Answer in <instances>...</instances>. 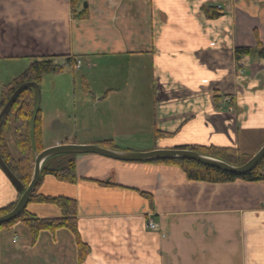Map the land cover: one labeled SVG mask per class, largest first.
Masks as SVG:
<instances>
[{
    "label": "crops",
    "instance_id": "obj_1",
    "mask_svg": "<svg viewBox=\"0 0 264 264\" xmlns=\"http://www.w3.org/2000/svg\"><path fill=\"white\" fill-rule=\"evenodd\" d=\"M84 2L87 17L74 18L69 0H0V58L23 59L22 70L40 56L79 59L83 92L97 96L81 122L47 146L110 140L125 151L197 145L252 155L264 144V63L250 54L238 67L233 53L256 39L264 45V0ZM217 5L218 16L204 15L202 7ZM50 76L38 103L46 87L55 89ZM132 83L146 91L126 106ZM75 175L68 183L47 174L34 189L76 201L89 249L83 261L69 230L41 231L32 243L16 222L0 231V264H264V183L194 181L174 164L89 153L76 155ZM17 196L0 169V208ZM26 210L60 216L51 203ZM147 213L156 231L145 228Z\"/></svg>",
    "mask_w": 264,
    "mask_h": 264
},
{
    "label": "trees",
    "instance_id": "obj_2",
    "mask_svg": "<svg viewBox=\"0 0 264 264\" xmlns=\"http://www.w3.org/2000/svg\"><path fill=\"white\" fill-rule=\"evenodd\" d=\"M84 1L85 0H69L72 17H87V7L82 6ZM202 11L206 17L213 18L219 15L216 8L212 6H204L202 7ZM256 41L257 42L253 47L238 46L234 48V59L238 67L242 66L239 62H242V59L250 56V54H254L264 63V45L262 42L258 41V39H256ZM64 61L65 63H70L72 62V58H67ZM63 66H65L64 63H57L53 58L48 56L35 57L11 83L4 85L1 90L0 110L18 86L26 82L34 83V87H26L19 91L13 100L11 107L3 117L0 127V155L6 166L24 187L28 185L31 179L35 155L44 148L42 145V112L38 107L39 84L44 76L59 73ZM10 123L12 124L14 144L18 155H13L10 152L4 138V134ZM109 141H105L102 145L108 148L118 149L117 146L111 144ZM189 149L224 160L230 165H242L249 159L246 154H242L238 148L234 147L194 145L190 146ZM76 155L77 154L73 153H64L47 158L41 165L40 176L36 187L41 184L43 177L47 174L53 175L60 181L68 183L75 182ZM146 162L174 164L182 170L187 179L194 181L228 183L234 180H240L242 182L253 184L264 183V155L260 157L259 161L251 171L241 176L230 174L221 169L188 159H161L148 160ZM19 196L20 193L18 192L17 199L14 202L4 208H0V214L11 210ZM29 202L54 204L60 209V216L57 218H38L26 210V205ZM76 215L77 204L74 199L64 196L36 194L34 189L18 216L9 222L0 224V231L9 228L16 222H22L30 233L31 242L34 243L41 231L54 233L58 229H67L74 235L78 263H80L86 257L89 249L80 239L77 229Z\"/></svg>",
    "mask_w": 264,
    "mask_h": 264
},
{
    "label": "rangeland",
    "instance_id": "obj_3",
    "mask_svg": "<svg viewBox=\"0 0 264 264\" xmlns=\"http://www.w3.org/2000/svg\"><path fill=\"white\" fill-rule=\"evenodd\" d=\"M23 67V59L15 60V58H0V94L2 87L11 83L13 79L23 71ZM81 74H84L81 70H76L70 65H65L59 73L54 75L52 74L51 76L46 75L47 77L50 76V81H53L54 79H57V81L54 90H50L51 88L49 89L48 87L45 88L46 91L42 93V99L40 103H38L42 112V145L49 147L47 145H49L57 137H61L66 130H70V128H72L73 122L79 123L80 119L77 116L80 115V113H85V110L88 109L91 111L94 108L97 96L91 92H83ZM46 76L43 78L45 79ZM88 83L92 89L97 88L95 86L96 83L91 84L90 81H88ZM108 85L111 84L108 83ZM115 85L118 84L115 83ZM140 85L141 89L139 90L136 88L135 83L129 85L128 91L130 95L125 98V100L129 99L128 102H126L128 103L126 106H129V104L138 105L139 102L143 100L141 92L146 91V86L144 84ZM118 98L119 95L115 94L105 102H107L109 106H114L117 104V101L115 100ZM145 105H148V103ZM86 116L87 115L85 114L84 117ZM75 117L77 118L74 121ZM55 118L58 119L59 123H53ZM47 121H49V124L45 125L44 132V122L48 123ZM58 125H60V128H58L59 130L53 128V126L56 127ZM83 126L85 125L83 124ZM4 138L10 152L14 155H18L14 144L11 123L4 134ZM250 156L251 155H247L248 158H250Z\"/></svg>",
    "mask_w": 264,
    "mask_h": 264
},
{
    "label": "water",
    "instance_id": "obj_4",
    "mask_svg": "<svg viewBox=\"0 0 264 264\" xmlns=\"http://www.w3.org/2000/svg\"><path fill=\"white\" fill-rule=\"evenodd\" d=\"M83 6H86V3H83ZM26 87H34V83L26 82L18 86L15 91L11 94L9 99L6 101L4 106L0 110V127L2 119L7 113L8 109L11 107L13 100L17 96L20 90ZM64 153H73V154H98L106 156L109 158L124 160V161H148V160H170V159H188L194 160L201 164H205L210 167L221 169L222 171L228 172L230 174L241 176L249 171L255 166L259 161L260 157L264 155V144L257 149L254 154L245 161L242 165H233L228 164L224 160L217 159L205 154H201L191 149L186 148H172V149H156L144 152L136 151H125L118 150L113 148H108L105 146L97 144H58L48 148L42 149L34 157L33 161V171L31 179L26 187H24L20 181L13 175L10 169L4 163L0 155V169L5 174V176L10 180L16 190L20 193V196L11 210L6 213L0 214V224L9 222L18 216L23 207L26 204V201L29 195L32 193L36 184L39 180L41 165L49 157L64 154Z\"/></svg>",
    "mask_w": 264,
    "mask_h": 264
},
{
    "label": "built area",
    "instance_id": "obj_5",
    "mask_svg": "<svg viewBox=\"0 0 264 264\" xmlns=\"http://www.w3.org/2000/svg\"><path fill=\"white\" fill-rule=\"evenodd\" d=\"M81 65L80 60H76L73 67L78 69ZM152 213H147L145 216V228L148 230L156 231L158 229L156 222L153 219Z\"/></svg>",
    "mask_w": 264,
    "mask_h": 264
}]
</instances>
